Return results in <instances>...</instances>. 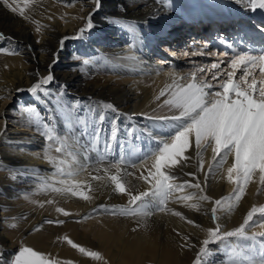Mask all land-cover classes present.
I'll list each match as a JSON object with an SVG mask.
<instances>
[{
  "label": "bare ground",
  "instance_id": "6f19581e",
  "mask_svg": "<svg viewBox=\"0 0 264 264\" xmlns=\"http://www.w3.org/2000/svg\"><path fill=\"white\" fill-rule=\"evenodd\" d=\"M188 1L199 2L200 0ZM203 1L208 14L205 15L195 7L189 10L190 17L184 13L183 21L189 18L195 25L200 22V16L205 24L214 22V20L234 21L239 16V26L242 22H245V26L249 24L264 25V19L260 16L264 9L253 10L248 0ZM247 4L250 5V8L243 6ZM7 5L16 7L17 11L13 12ZM228 5H230V9L227 8ZM175 6L178 9L177 5ZM20 8L24 9V16L19 14ZM210 8L212 11L209 10ZM235 8L240 11L247 10V13L235 12ZM90 14L94 28L91 32H86L83 38L66 40L64 50L59 54V61L61 57L68 55L84 57L82 61H91L90 58H96V55L100 53L101 56L91 62L93 74L86 72L81 77L78 74H69V76L59 79L57 74V72L61 73L58 71L60 70L59 62L55 63L52 68L55 81L48 87L51 94L55 95L53 97L51 95L43 97L42 94L30 95L28 89L44 78L48 74L49 65L54 63L53 53L59 49V41L64 37H75L80 29L86 27ZM180 17L177 11L166 8L163 0H100L98 10L96 0H28L27 3L25 0H0V33H3L5 37V39H0V49L16 52V54H0V106L2 109L10 104L13 98H18L20 103L19 108L11 110L8 116H3V112L0 111V174L8 171L11 176L14 173H21L28 177H34L38 181L36 185L38 190L49 192L55 201L57 199L68 204L67 208L72 213L69 217L85 215L81 216L85 218L82 225L69 227L71 236L66 237L65 244L58 249L57 253L36 242L24 244L23 247H31L43 254L45 259L52 261L53 264H191L193 256L199 254V249L196 246L202 245L201 240L208 238L209 229H214L219 224L222 232L231 231L234 218H231L232 214L228 212L233 205V197H230L229 193L235 188V183L228 181L227 169L232 165L234 158L228 157L223 167L205 172L203 183L199 188H184L173 192L166 203V210L153 212L154 217L150 215H121L124 209L134 207L129 204L131 197L128 192L118 193L111 180L106 181L104 174L100 172L97 174L85 163L81 164L82 170L79 175L68 179L54 178L59 174L57 168L60 169L58 162L61 161V157L69 156L68 150L76 152L82 149L77 142L80 132L84 130V125L81 124L80 131L72 132L71 130L69 132L71 119L60 114L61 107H59L58 101L72 105L79 101L80 105L75 109L80 108V114L86 116V118H82L89 125L92 123L93 113L88 110L94 107H96L97 114L103 112L106 115V121L103 124L106 131L110 127L109 122L118 115L119 143L113 144L112 149L104 151L101 157L104 160L109 155L118 154L117 160H119L121 169L116 175L126 182V188L132 195L153 190L154 179L150 172L154 173L152 168L154 160L149 158L138 163L135 169H131L128 162L130 160L128 149L131 144L139 151L137 152L140 156L142 153L148 152L149 148L154 151V148L156 149L157 145L170 135L172 124L170 127L168 124L161 127L160 123L159 127H155L157 130L154 132V128H149L155 124L153 119L148 116L150 117L155 112L156 106L166 105L161 103V96L153 95V90L148 92L146 87L137 91L136 85L166 83V89L174 79L180 84H187L191 81L193 72L186 67L190 64L179 60L181 57L185 60V56H188L190 51L188 45L183 47L178 43V39H174L173 36L176 35L165 32L168 27L162 28V25L183 22ZM128 24L136 25L139 31L129 32L125 27ZM154 25L158 30L153 29ZM228 29H233V26H229ZM8 37L13 39L9 40ZM201 40L204 42L203 39ZM129 44L131 45L129 46ZM152 51L157 54L152 55ZM152 56H160L161 62L152 59ZM88 64L83 63V70L89 68ZM167 67L168 69H166ZM95 72L97 75L101 74V80L104 79L100 85L97 84L99 79L94 78ZM197 78H200L199 75ZM61 85H67V88L61 89ZM114 85H117V88ZM56 87L60 89L55 90ZM17 89L23 91L18 92ZM101 102L114 105L116 109L127 103L125 105L129 106V110L123 113L118 109L117 114L102 108ZM26 106L30 107L33 117L37 112L41 116L30 121L29 113L25 112ZM171 111L178 114L175 110ZM123 114L126 120L119 119L121 115L123 117ZM10 124H15V126L11 125V128L8 129ZM45 124L50 126L53 134L58 135L56 137L59 142L56 139L46 140L42 134L45 131ZM129 128L133 129L131 135L128 134ZM88 131H90V127ZM125 134L128 136L123 138ZM104 139L105 134L103 133V143ZM130 140L132 141L129 142ZM193 143L194 136L190 137V148L184 153L189 157L187 162L190 164L196 162L200 165L202 160L209 166L213 165L215 161L212 148L207 147L202 151V157H197ZM120 144L124 145L123 149ZM57 147L62 148V151L56 152ZM121 156L124 157L123 161H120ZM181 165L184 166L183 163L169 165L162 170L166 174L176 177L175 180L170 181L174 185H183L186 182L192 184L187 180V173L181 169ZM127 173H132V175H127ZM141 174L149 177V180L145 181L139 178ZM254 174V177L260 175L258 170ZM97 175L101 179L93 180L92 177ZM235 179L236 174L234 173L233 180ZM55 180H69L70 184L80 185L76 191L87 195L89 199L85 200L79 194L73 196L71 192L55 194L51 189L68 187L61 183L54 185ZM251 183L254 184L252 179ZM0 196H4V198H0V211L3 212L0 215V254L3 257L0 259V264H4L5 260L12 259L17 253L15 252L17 245L8 236V225L12 222L10 218L16 223L30 219L29 227L23 230L25 232L42 223H48V221L66 219L55 209L53 212L47 211L50 207L45 201L39 205L43 211L28 210V201L19 200L17 196L20 194L5 188L1 183ZM184 196L196 198L180 199ZM200 196H207L208 199L200 200L198 199ZM217 200H223L227 204L223 206L221 215L217 216L218 220L214 222L212 219L213 208L210 207H214ZM110 201L112 205H110ZM193 205H198V207H193ZM11 207H18V212L16 214L9 212L7 209ZM101 209L104 211L112 209L118 213L119 217L106 215L108 211L102 215L95 213L98 215L96 217L89 215ZM173 213H180V215ZM45 228L48 227H44L42 230ZM190 235L192 237L188 238ZM197 236H200L201 239L196 238ZM67 240H71L87 251L99 253L101 259H92L82 254L78 248L79 252H72L73 247L68 244ZM42 241L50 245L49 237H45ZM260 241H264V238L250 244L254 249V252L250 254L257 261L260 258ZM196 242L198 244H195ZM237 251H241L240 247L237 248ZM237 251L235 249V252L231 253H237ZM220 253L225 255L222 250ZM233 255L230 254V256ZM201 264H207L205 259Z\"/></svg>",
  "mask_w": 264,
  "mask_h": 264
},
{
  "label": "snow or ice",
  "instance_id": "6c2138e0",
  "mask_svg": "<svg viewBox=\"0 0 264 264\" xmlns=\"http://www.w3.org/2000/svg\"><path fill=\"white\" fill-rule=\"evenodd\" d=\"M28 0H25L27 3ZM166 8L171 11H178L175 6L174 0H163ZM251 8L264 9V0H248ZM13 12L17 11L16 7L7 5ZM100 7V0H96L97 10ZM19 14L24 16V9L20 8ZM129 32H138L139 29L134 24H128L125 26ZM167 25H162V28ZM260 33L264 35V25H257ZM94 28V24L91 19V14L88 18L85 28L79 30L75 37H64L59 41V49L53 53V64L49 65L48 74L35 83L28 92L32 96L42 94L43 97L51 95L50 89L47 87L55 81V76L52 73V68L55 63L59 62V54L64 50V44L68 39H80L83 38L86 32H91ZM39 31V28L37 29ZM239 36V42H244V34L237 33ZM0 39H5L3 33H0ZM11 40L13 38L8 37ZM220 42L227 48L232 49L231 58L228 61L229 67L232 71L227 73L226 78L218 79L221 77L223 70L219 72H212L211 77L213 81L217 83L214 85L211 82H206L205 77L197 78L196 72H204V67H201L191 74V81L187 84H180L177 80H173L171 85L160 93L164 96L167 93L168 98L164 100V104L169 107L170 110H175L178 115L164 117L165 121L171 122L172 128L170 135L165 138L164 141L159 143L156 149L152 153L146 154L141 160H136L130 163L129 166L136 167L138 163H142L149 158L154 160L152 168L154 173L150 172V175L154 179L153 190L151 192H142L137 195H132L130 190L126 188V182L118 175H112L110 177L111 182L115 185V190L118 193H125L126 191L130 195V207L124 209L121 215H135V216H148L155 211H165L166 203L171 197L173 192L182 190L184 188L196 187L199 188V181L196 184L174 185L170 181L175 180L176 177L166 174L162 169L169 165H177L181 158L184 160L189 157L184 156L186 150L190 148V137L194 136V145L197 153V157H202V145L204 150L207 147H211L214 153L213 165L209 166L210 171H214L217 167H223V164L227 162L229 156H233V163L227 169V179L229 182L237 184L234 199L239 202L242 198L245 188L249 183V180L253 173L257 170L260 173V183L264 185V80H261L260 86H257L256 78L253 76L251 82H246V78L252 75L250 69L259 67L261 75H264V40H261L258 44L249 43L246 50L237 51L233 43L229 42L226 37L218 36ZM0 54H16V52L9 49H0ZM228 55L227 52L222 53ZM83 63L87 65L88 60H84ZM241 74L236 82L233 81V77L236 74L237 69H241ZM211 69H220L219 63H211ZM207 75V74H205ZM186 79V78H181ZM61 89H66L67 85H61ZM18 92L23 91L17 89ZM80 105L79 101L75 102L73 107ZM101 107L109 109L118 114V109L114 105L104 104L101 102ZM88 111L93 113L92 123H89L82 118L80 114H77V122L84 125V131L80 134L87 137L91 135L92 142H95L99 147V140L101 135L105 132L102 127L106 121V115L103 112L96 113V108L89 109ZM25 112L29 113V120L32 121L35 117L41 116L39 112L33 117L30 107L26 106ZM7 118L5 117V120ZM110 127L107 129V135L104 139V150L110 151L113 144L119 143L120 129L118 124V115L112 121L109 122ZM90 127V132L88 131ZM45 131L43 135L47 141L54 139L58 140V137L54 136L53 130L48 124L44 125ZM6 130V125H5ZM39 130V129H38ZM128 134H133V129H128ZM170 141V142H169ZM59 142V141H58ZM91 146V144H89ZM121 149L124 145L120 144ZM62 148L57 147L56 152H61ZM219 158L218 160L216 158ZM121 161L124 157L121 156ZM63 163V161H60ZM111 163L116 164V161ZM201 170L203 169V162L200 163ZM57 171L62 172V169L57 168ZM236 174V179L233 180V174ZM78 173L69 172V178L74 177ZM132 175V173H127ZM189 176L194 174L189 173ZM141 179L145 181L149 180V177L141 174ZM93 180L101 179L100 176H93ZM61 184L68 185L66 188H53L54 192H71L73 196L80 195L83 199L87 200L89 197L82 192L78 193L76 189L80 187L78 184H70L69 180H61ZM201 191H203L201 189ZM193 196L180 197L182 200L195 199ZM200 200H207V196L198 197ZM139 202V203H137ZM51 203V201H49ZM215 207L212 209V219L217 221V211L223 206V200L215 201ZM103 207V206H102ZM198 207V205H193ZM57 212H62L63 215H69L68 212L61 208L56 209ZM264 213V207L257 209L253 207L244 219L243 224L240 227L228 231L222 232L220 225L217 224L214 229L208 230V238L202 241V247L199 250L194 264H201L202 259L210 257L207 260V264H214L215 256L221 252L220 248L210 249V243L220 242L224 243V247L231 249L232 241L229 238H236L237 241L243 242H256L257 236L253 234L248 236L246 234V228L249 226V222L253 220L254 214ZM114 214V213H113ZM174 215H180V213H173ZM193 223L192 221H188ZM48 223H62V221H48ZM15 227V225H10ZM264 226V224H262ZM260 235L264 236V233ZM67 239V238H65ZM68 244L92 259H101L99 253L94 251H87L85 248L78 246L71 240H67ZM227 242V243H225ZM259 249V261L251 255L254 249L250 244L242 243L239 245L241 251L238 253H230L240 256L243 260V264H264V241H260ZM0 259H3L0 254ZM4 264H53L52 261L46 260L44 255L33 250L31 247H21L10 260H5ZM227 264V262H226Z\"/></svg>",
  "mask_w": 264,
  "mask_h": 264
},
{
  "label": "rangeland",
  "instance_id": "374dc122",
  "mask_svg": "<svg viewBox=\"0 0 264 264\" xmlns=\"http://www.w3.org/2000/svg\"><path fill=\"white\" fill-rule=\"evenodd\" d=\"M174 3H175V5H177V7L179 9V11H177V12L179 13V16H181L180 19L182 21L184 19L183 18L185 15L184 13H186L187 16L190 17L189 16V10H192L195 7L197 9H200L202 11V13H204L205 15L208 14V11L205 10V8H204V1L203 0H200L199 2L198 1L190 2L188 0H174ZM243 6L250 8L249 4L243 5ZM227 8L230 9L231 8L230 5H228ZM209 10L212 11L211 8ZM234 11L235 12L239 11L241 13L243 12L245 14L247 13V10L246 11H240V10H237L236 8L234 9ZM253 14H254V11H253ZM260 16H261V18L264 19V11H262ZM214 19H216V18H214ZM199 20L202 21V16H200ZM203 22H205V21H203ZM197 24L200 25V22ZM206 25L207 24L204 23V26H206ZM193 26L194 25L192 24L191 19L186 18L181 23L177 22V23H174L171 25L168 24L167 25L168 30L166 29L165 32H167L169 34L176 35V36H173L174 39L175 40L178 39V43H180L183 47H186V45H188L187 47L190 51L188 50L189 51L188 56L187 55L185 56L186 59L184 60V59H182V57L179 58V60H183L184 62H187V64H190V65H186L187 69L192 70V72H196L197 69L204 67L205 71L204 72H196V75L197 76L199 75V77L203 76V77H205V80L207 82H212V84H216L217 82L212 80L211 73L212 72H219V71L223 70L221 77H218V79L226 78L227 73L232 71V69L228 65V61L230 60V58L222 56L221 54H219V52L217 53L214 50V48H212L210 46L208 47L207 43H204L205 42L204 40H203L204 42H202V40H199L202 43L199 41L197 42L198 39L196 37L192 38V36L190 37V35H187L192 30H194L195 26L194 27ZM226 28H227V30H230V29H228V27H226ZM153 29L158 30V28H156L155 25L153 26ZM148 33L150 34V32H148ZM127 34H129V33H127ZM195 35L196 34H193V36H195ZM175 37H177V38H175ZM171 40H173V39L171 38ZM189 42H190V44H189ZM131 44H129V46ZM173 47H174V45L172 46V48ZM151 54L156 55L157 53L152 51ZM100 56H101V54L98 53L96 55V58L100 57ZM96 58H90L91 61H89V64L87 66L89 68L83 70V68H82L83 67V61L82 60L84 59V57H77V56L75 57V55H73V56L68 55L66 57H61L60 61L58 63L59 68H60V70H58V71H61V73L57 72L58 78L63 79L66 76H69V74L70 75L71 74H78L81 77V76H84L86 74V72H89L92 75L93 74V68H91L92 67L91 62H93ZM152 59L158 60V62H161L160 56H152ZM155 62H157V61H155ZM211 63H219L220 69H211L210 68ZM242 68H243V66L241 67V69L236 70V74L233 77L234 82H236L238 80V78L241 74ZM166 69H168V67ZM250 71L252 72V75H250L249 77L246 78V82L250 83L253 76H254L256 78V81H257V86L259 87L260 86L259 82L261 80H264V75H261L259 67L255 68V69H250ZM94 74H95L94 78L99 79V83H97V84H99V85L102 84L104 82L103 81L104 79L101 80V78H100L101 74L97 75L96 72ZM200 74H202V75L200 76ZM205 74H207V75H205ZM177 79H180V78H177ZM50 85H48L47 87H49ZM165 85H166V83H163L161 85H158L156 83H152V84H145L144 86L142 84L138 86V84H137L136 89H137V91H141L142 89L147 87V90H149L148 92H151L153 90L154 96H161L160 93L165 90ZM114 87L117 88V85L116 86L114 85ZM59 89H60L59 87L55 88V90H59ZM53 95H55V94L54 93L51 94V97H53ZM161 98L163 99V100L160 99L161 103H164V100L168 98L167 93L164 96H161ZM18 101H19L18 98H16V99L13 98V99H11L10 104L4 106L2 109L0 106V111L3 112V116L4 115L8 116L10 114L11 110L15 109L16 107L19 108L20 103ZM58 102H59V107H61L60 114L63 117H68V119H71L70 120V126H69L70 127L69 132L71 130H72V132L73 131L77 132L78 130L80 131L81 123H78L77 119H76L77 114H80V108L75 109V107H73L72 104L63 103L61 101H58ZM125 104H127V103H124L123 105L120 106V108H118V109L122 110L123 113H125L129 110V108H128L129 106L125 105ZM86 107H87V105L85 106V108ZM94 108H96V107H94ZM155 108H156L155 112H153V114L150 115V117L148 116V118L153 119V122L155 125H153V127L149 126V128H152V129L154 128V130H153V132H154L157 130L155 127H159L160 123L162 124L161 127H163L166 124H168V126L170 127L171 122L165 121L163 118L167 117V116L174 115V113H172V111L169 109L168 106H160L159 105V106H156ZM176 115H178V114H176ZM81 116L86 118V116H83V115H81ZM120 118H123L124 120H126V118L124 117V114H123V117L121 115L119 117V119ZM124 120L122 121V123L124 122ZM47 123H49V120H47ZM11 125L15 126V124H10V126H8V129L11 128ZM171 128H172V125H171ZM56 132L59 133L58 131H56ZM59 134H60V136H62L61 133H59ZM104 134H105V136L107 135L106 130H105ZM54 135L58 136L56 134H54ZM127 136L128 135L125 134V135H123V138L124 137L126 138ZM102 137H103V134L101 135V138L99 140V147H98L95 142H92L91 135H88L87 137H85V136L79 134L77 143H79V145L82 149H79L76 152H74L72 150L71 151L68 150L69 156L61 157V161H63V163L58 162V165H59L60 169H62V172H59V174L55 175L54 178L59 177L61 179H68L69 178V176H68L69 172H76V173H78L77 175H79L81 170H82V168L80 167L82 163L87 164V166L92 168L93 170H95L97 174H100V173L104 174L106 181H109L110 177L112 175L119 174L121 168L119 167V162H118L119 160H117V158H118L117 153L113 154V155H109L108 158H106L104 160L101 157L105 151L104 147H103L104 143H103ZM58 140L56 139V141H58ZM131 141L132 140H130L129 142H131ZM89 144H91V146H89ZM193 147L195 148L194 143H193ZM128 150H129V154H130V160L128 161L129 164L132 161L141 160L143 158V155L153 152L151 150V148H149V151L147 150L148 152H146V153L144 152L140 156L138 154L139 151L136 150L135 148H133L131 144H130V147ZM154 150H155V148H154ZM201 151H204L203 145H202ZM229 158H233V156H229ZM112 161H116L117 163L113 164V163H111ZM181 163L184 164L183 167L181 165V169H183L185 171V173H187V176H188L187 180H189V182H191L192 184H196L197 180H198L199 185H202L203 176H204V174H206L208 172L209 165H207L206 162H204L203 163V169L201 170L200 165L196 162L194 164H190V162H187V160H184L183 158H181L180 162L177 165H180ZM105 165H107V166H105ZM135 168L136 167H131V169H135ZM189 173L194 174L195 179L193 178V176H189L188 175ZM50 174H53V173H50ZM254 176H255V174L253 173L250 180H249V183L247 184V186L245 188V192L243 193L242 198L239 202L235 201V199H234L235 191L237 188L236 183H235V188L232 191H230V193H229L230 197H233V200H232L233 205H232V207L229 208V212H228V213L232 214L231 218H234V224L232 225L231 231L240 227V225L243 224L244 219L247 216V213L253 207H256L257 209L264 207V185H262L260 183V175L259 174L256 177H254ZM251 179H252V181H254V184L251 183ZM60 181L61 180H55L54 185H58L60 183ZM0 183L2 185H4L5 188H8V189L14 191L18 195L20 194V196H17L19 200H23V202H25V200L28 201L29 205L27 206V209L30 211H33V212H39L38 210L43 211L39 207V205L42 204L43 201H45L48 203V206L50 207L47 211L53 212L54 209L56 210L57 208H61L64 211L69 213V215H67V216L64 215V217H66L65 220H56V221H62V223H59V224H57V223H42V224H40V226H37L33 229H28L29 231H26V232L23 230L27 229L29 227V224H30L29 220L30 219H27L21 223H16L15 220L10 218V220L12 222H10V224L8 225L9 226L8 227V231H9L8 236H9L10 240L15 245H17L15 252H17L19 250V248L23 247L24 244L36 242L39 245L41 244L43 247L50 248L57 253L58 249L62 245L65 244V241H66L65 238L67 236H71L70 235L71 231H70L69 227L73 226V225H75V227L80 226V225H82L83 220L85 219L84 217H81V216H85V215H80V217H75V216L69 217L72 213L67 208L68 204H64V203L60 202V200H57V199L55 201L54 198H51V196L49 195V192H45L44 190H40V189L38 190L36 188L38 181L36 179H34V177H28V176H25L21 173H14L11 176V174L8 171H5V172H3V174H0ZM134 183H136L135 180H134ZM152 186H153V184H152ZM202 189H204V188L202 187ZM21 192H22V194H21ZM54 193L55 194H64L67 192H64V193L54 192ZM2 197L4 198V196H0V198H2ZM20 197H22V198H20ZM222 198H224V197H222ZM49 201H51V203H49ZM209 201H210V199H209ZM76 203H78V202H76ZM226 204L227 203L223 201V206ZM110 205H112L111 201H110ZM215 206L216 205L214 203V207ZM223 206H222V208H223ZM210 208H213V206H211ZM222 208L217 211V213H216L217 216L221 215ZM7 210L9 212H12V214H14V213L16 214L18 212V207L17 208L11 207ZM105 211H108V214H106V215H111V216L116 215V217H119L118 213L112 209H106ZM105 211L101 209V210H97L93 214H89V215H94L96 217L98 215L105 214L106 213ZM59 213L63 215L62 212H59ZM95 213L98 215H96ZM2 214H3V212L0 211V215H2ZM26 215L27 216L29 215L27 213V211H26ZM106 215H103V216H106ZM87 216H88V214H87ZM150 216L154 217L152 214ZM183 221H185V220H183ZM13 224L15 225V227L10 226ZM262 224H264V213H259V211H258L256 214H254L253 220L249 222V226L246 228V234L248 236H252L253 234H255L257 236V241L259 239H263L264 236L260 235L261 233H264V226H262ZM44 227H48V228H45L44 230H42ZM45 237L50 238V241H48L50 245H48L42 241L43 239H45ZM190 237H192V235H190L188 238H190ZM199 237L200 236H197L196 238H198L200 240L201 237L200 238ZM229 239H230V241H232L231 249L225 248L224 243H220V242L210 243V245H209L210 249L214 250V249L220 248L222 250V252L224 251V254H225V255H222L220 253L219 255H216L215 260H214V264H219V263L226 264V262H227V264H243V260L241 259L240 256H237V255L230 256V254H228V253H231L233 251L235 252V249L237 251V248L239 249V245L242 243H247V244L256 243V242H251V241H248V242L237 241L236 238H229ZM201 241H203V240H201ZM195 244H198V242H196ZM202 246L203 245L200 244V245L196 246V248L200 250V248ZM72 250H73L72 252H74V251L79 252L77 250V248H72ZM113 250L115 252H118V250H116V249H113ZM226 251H227L228 255L226 254ZM237 253H238V251H237ZM193 254H195V253H193ZM197 255L193 256V258L191 259L192 260L191 264H194V261L196 260ZM204 259L207 263V260H209L211 258L208 257V258H204ZM202 261H203V259H202ZM202 261H201V263H202Z\"/></svg>",
  "mask_w": 264,
  "mask_h": 264
}]
</instances>
